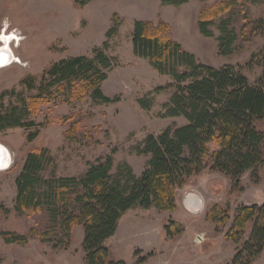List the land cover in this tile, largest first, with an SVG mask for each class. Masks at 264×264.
Segmentation results:
<instances>
[{
	"label": "rangeland",
	"instance_id": "374dc122",
	"mask_svg": "<svg viewBox=\"0 0 264 264\" xmlns=\"http://www.w3.org/2000/svg\"><path fill=\"white\" fill-rule=\"evenodd\" d=\"M226 1L230 0H189L172 6L163 5L162 0H94L79 6L74 0H0V33L15 36L9 42L14 60L0 67V95L15 94L0 100V110L30 107L24 122L33 123L0 132V144L11 154L9 167L0 170V233L10 231L28 238L26 244H9L0 236V264H86L83 226H76L70 239L59 231L50 241H43L32 230L45 232L53 227L49 210L31 213L17 208L16 179L30 153L45 154L41 171L45 179L81 177L90 164L108 155H113L114 173L127 163L140 176L150 157L138 155L135 147L151 134L158 136L168 127L187 124L184 117L164 116L176 87L155 92L173 79L134 54L137 20L167 23L172 38L199 62L217 68L233 65L252 84L258 81L264 38L252 32L253 25L245 16L264 20V0H235L210 26L214 36H205L199 28L201 12ZM114 14L119 16L117 32L107 38L115 25ZM224 21L239 35L230 55H222L219 48ZM96 48L113 59L114 67L101 87L105 95L120 97L119 102L99 104L90 96L78 100L61 94L55 86L43 89L50 82L45 75L53 64L78 56L93 58ZM141 99H151L149 109L141 106ZM210 147L217 148L215 144ZM257 174V182L248 171L235 186L230 176L207 168L177 190L175 210L136 207L126 212L106 246L112 257L126 264H136L144 256L148 259L143 264H235L243 242L237 244L226 235L240 206L264 204V169ZM186 203L195 207L202 203V207L189 211ZM251 229L252 224L244 239ZM253 264H264V252Z\"/></svg>",
	"mask_w": 264,
	"mask_h": 264
},
{
	"label": "trees",
	"instance_id": "16d2710c",
	"mask_svg": "<svg viewBox=\"0 0 264 264\" xmlns=\"http://www.w3.org/2000/svg\"><path fill=\"white\" fill-rule=\"evenodd\" d=\"M74 1L85 6L94 0ZM246 1L257 3L259 0ZM188 2L162 0L163 5L172 6ZM235 2H221L201 12V33L213 37L210 26ZM245 19L252 23V32L264 38V20L252 21L247 14ZM114 20L115 25L107 38L117 32V14H114ZM247 27H244L245 31ZM220 29V53L230 55L239 35L226 21ZM132 41L136 56L147 59L160 74L173 79V83L155 90L160 92L176 87L170 102L165 105L164 116L184 117L187 124L168 127L158 136L151 134L135 147L138 155L150 157L140 176L127 163L119 165L114 173L113 155H108L90 164L81 177L45 179L41 176L45 154L37 152L29 154L16 179L17 208L32 213L46 207L54 224L45 232L33 229V236L50 241L60 231L70 239L74 228L83 226L86 264H126L124 260L112 257L106 246V241L116 234L122 216L136 207L175 210L177 190L193 175L209 168L230 176L238 186L246 172H253L257 182L258 169H264V129H260V124L264 123V51L258 61L262 74L252 84L239 67L217 68L199 62L195 54L172 38L167 23L137 20ZM94 54L93 58L78 56L53 64L45 75L50 82L43 89L55 86L61 94H69L78 100L90 96L99 104L119 102L120 97L105 95L101 87L114 67L113 59L100 48H96ZM8 94L15 93L5 92L0 95V100ZM139 102L149 109L152 101L141 99ZM30 112V107L18 106L0 110V132L32 126L33 123L24 122ZM211 144L217 148L212 150ZM250 224L252 229L244 239ZM0 236L9 244L28 242L25 235L10 231L1 232ZM226 237L237 244L243 242L237 248L234 263L253 264L264 252V204L240 206ZM147 259L148 256L140 257L136 264H143Z\"/></svg>",
	"mask_w": 264,
	"mask_h": 264
},
{
	"label": "bare ground",
	"instance_id": "6f19581e",
	"mask_svg": "<svg viewBox=\"0 0 264 264\" xmlns=\"http://www.w3.org/2000/svg\"><path fill=\"white\" fill-rule=\"evenodd\" d=\"M4 35H7V34L5 33ZM11 36L15 37L14 35H11ZM1 49H6V50L0 52V67L4 65L7 66L10 63H12L14 60V54H13V51L9 48V43L7 45L4 44V46H2ZM10 164H11V154L5 146L0 144V170H2L3 168L7 169ZM187 198L188 197H186V199ZM192 202H193V199L189 202V204H191ZM189 204L186 203L187 209L189 211H196L202 207V203H200V205H198L197 207H195L194 205H189ZM199 239L202 240V238H199Z\"/></svg>",
	"mask_w": 264,
	"mask_h": 264
},
{
	"label": "snow or ice",
	"instance_id": "6c2138e0",
	"mask_svg": "<svg viewBox=\"0 0 264 264\" xmlns=\"http://www.w3.org/2000/svg\"><path fill=\"white\" fill-rule=\"evenodd\" d=\"M13 39H14V37L11 35H4V34L0 33V42L4 43L5 45H7ZM4 50H6V49H0V52H2Z\"/></svg>",
	"mask_w": 264,
	"mask_h": 264
}]
</instances>
